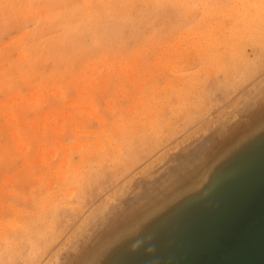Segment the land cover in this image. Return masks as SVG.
I'll list each match as a JSON object with an SVG mask.
<instances>
[{"label": "rangeland", "instance_id": "obj_1", "mask_svg": "<svg viewBox=\"0 0 264 264\" xmlns=\"http://www.w3.org/2000/svg\"><path fill=\"white\" fill-rule=\"evenodd\" d=\"M148 1L0 0V264H176L264 171V0Z\"/></svg>", "mask_w": 264, "mask_h": 264}, {"label": "water", "instance_id": "obj_2", "mask_svg": "<svg viewBox=\"0 0 264 264\" xmlns=\"http://www.w3.org/2000/svg\"><path fill=\"white\" fill-rule=\"evenodd\" d=\"M176 264H264V171Z\"/></svg>", "mask_w": 264, "mask_h": 264}, {"label": "bare ground", "instance_id": "obj_3", "mask_svg": "<svg viewBox=\"0 0 264 264\" xmlns=\"http://www.w3.org/2000/svg\"><path fill=\"white\" fill-rule=\"evenodd\" d=\"M150 1V0H149ZM148 1V2H149ZM141 3V2H140ZM150 4V3H149ZM151 5H153V4H151ZM142 6V5H141ZM146 6V5H145ZM150 6V5H149ZM157 8V7H156ZM140 9H141V7H140ZM151 9H152V7H151ZM153 10V9H152ZM152 12V11H151ZM152 18V17H151ZM150 19V18H149ZM254 39V38H253ZM255 41V40H254Z\"/></svg>", "mask_w": 264, "mask_h": 264}]
</instances>
